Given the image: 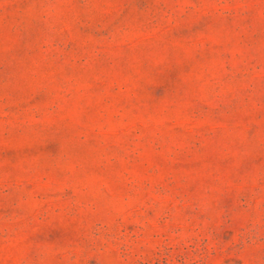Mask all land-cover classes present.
Listing matches in <instances>:
<instances>
[{"label":"rangeland","instance_id":"1","mask_svg":"<svg viewBox=\"0 0 264 264\" xmlns=\"http://www.w3.org/2000/svg\"><path fill=\"white\" fill-rule=\"evenodd\" d=\"M0 264H264V0H0Z\"/></svg>","mask_w":264,"mask_h":264}]
</instances>
